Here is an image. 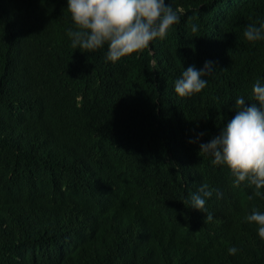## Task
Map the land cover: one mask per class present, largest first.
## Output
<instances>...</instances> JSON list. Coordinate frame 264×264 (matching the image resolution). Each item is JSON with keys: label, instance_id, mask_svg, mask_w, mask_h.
<instances>
[{"label": "trees", "instance_id": "trees-1", "mask_svg": "<svg viewBox=\"0 0 264 264\" xmlns=\"http://www.w3.org/2000/svg\"><path fill=\"white\" fill-rule=\"evenodd\" d=\"M169 2L181 21L113 64L71 48L66 0H0V264H264L245 220L264 195L199 153L264 77L243 36L264 0ZM206 60L208 85L177 98ZM201 184L211 221L188 207Z\"/></svg>", "mask_w": 264, "mask_h": 264}, {"label": "clouds", "instance_id": "clouds-1", "mask_svg": "<svg viewBox=\"0 0 264 264\" xmlns=\"http://www.w3.org/2000/svg\"><path fill=\"white\" fill-rule=\"evenodd\" d=\"M66 8L71 21L66 29L71 48L86 53L105 48V62L113 64L138 55L154 40H163L181 21L180 11L169 0H66ZM192 31H197L196 25ZM243 36L252 43L264 42V20L247 24ZM182 69L173 85L177 98L200 93L209 83L206 77L216 72L211 60L200 68L189 65ZM245 101L251 103L245 105ZM233 108L235 115L218 135L200 144L199 153L210 156L211 164L227 169L235 186L246 182L257 195H264V77L252 84L247 100L238 96ZM212 195L213 190L201 184L188 199V207L205 213L204 219L211 221L213 214L205 205ZM245 220L257 226V236L264 241V212L252 210ZM227 252L235 255L238 248L231 246Z\"/></svg>", "mask_w": 264, "mask_h": 264}]
</instances>
